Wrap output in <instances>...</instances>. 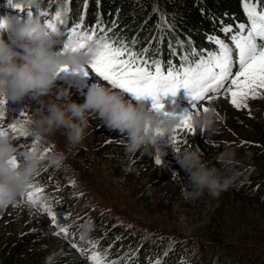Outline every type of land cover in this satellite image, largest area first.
<instances>
[{
  "label": "rangeland",
  "instance_id": "obj_1",
  "mask_svg": "<svg viewBox=\"0 0 264 264\" xmlns=\"http://www.w3.org/2000/svg\"><path fill=\"white\" fill-rule=\"evenodd\" d=\"M3 19L8 22L5 33L11 37L16 29L12 26V20L7 17ZM58 31L59 39L66 42L68 30L59 28ZM9 37L5 36L6 39ZM56 47L60 49L63 45L58 44ZM94 82L110 87L91 72L85 75L84 72L67 68L59 74L50 92L42 97L43 102L31 96H26L22 101L7 100L3 106L4 116L0 118V128L7 130L10 123H22L25 126L30 116L42 110L47 102L56 100V95L61 89L69 90L72 101L83 103L88 87ZM177 94L173 98L161 96L164 110L177 114L184 112L185 109L191 111V98L187 93L178 90ZM125 95L135 103H144L149 107L153 103L151 97L136 99L130 93L125 92ZM247 104L248 107L237 109L231 105L230 97L225 96L223 92L219 98L198 103L197 109L192 111H202L205 107L214 110L216 132L201 133L195 129V132L191 133L186 129L176 130L175 147L180 152L182 145L190 136L199 135L212 143L213 157L225 146H231L236 151L239 171H249L248 166L264 171V161L258 160L255 166L250 165L253 159H249L243 149L236 147L244 146L246 150L250 147L253 154L255 151H261L264 157V90H261L259 97L249 98ZM20 113L25 115L21 116ZM88 120L85 137L75 147L68 144L63 129L55 131L37 143L42 145L41 150L45 158L53 152L64 155L60 167L48 164L45 159L43 164L50 165L57 174L53 176H50V173L43 174V185L34 186L42 189L36 194L39 202H46L40 199L43 196L53 197L55 200L74 199L82 204L74 206L72 212H69V206L66 210L53 208L60 204L66 205L62 201L55 206L49 205L55 211L58 223L62 224L63 219L65 221V215L73 220L82 219L84 215L86 216L85 209H90L89 211L95 215H105L116 223L141 230L147 237L160 235H165L169 239L188 237V241L189 238H193L196 245L192 247L201 257L203 264H219L225 257L239 261L253 257L249 264L264 261V193L257 199L253 196H243L242 202L240 198L213 197L206 191L197 198L185 199L182 192L189 186L179 185L173 188L167 184L159 185L160 178L157 179V175L139 172L129 165L132 154H128L129 160L122 166H113L105 160L99 163L95 156L98 143L117 139L125 134L107 128L95 113H89ZM9 135L12 133L9 132ZM33 140L34 137L29 135L19 136L12 142L17 145L18 150L23 151L31 147ZM155 149L157 154V148ZM179 152L170 144L166 153L159 150L162 164L172 162ZM155 165L158 166L156 163ZM37 179L38 173L33 181L36 182ZM258 180L262 181L264 186V172ZM245 181L239 179L238 182L242 184ZM214 204H222L220 212L226 216L225 223L221 222L220 215L216 213L220 206ZM207 207H211L216 217H211L207 211H203ZM28 208L24 193L16 203L0 210V254L6 249L7 253H13L19 264H44L45 257L54 252L56 264H74L58 247L54 234L58 228L53 224L52 217L42 208L36 207L33 213L29 212ZM78 210L83 212H75ZM249 214L253 218L248 217ZM88 264L92 262L88 260Z\"/></svg>",
  "mask_w": 264,
  "mask_h": 264
},
{
  "label": "trees",
  "instance_id": "obj_2",
  "mask_svg": "<svg viewBox=\"0 0 264 264\" xmlns=\"http://www.w3.org/2000/svg\"><path fill=\"white\" fill-rule=\"evenodd\" d=\"M17 3L19 0H0V18H11L14 21L15 29L27 17L28 11L40 15L44 21L51 18L57 10L61 11L63 18L68 22L59 25L58 29L63 28L64 30H68L72 23H79L81 16L84 18L82 27L85 28L95 26L98 19L103 22L106 28H113L112 21H115L116 27L107 33L108 38H124L129 43L135 38L136 43L131 46L136 51L139 52L141 49L147 48L148 58L162 60L165 62V67L169 60L173 65H177L181 56L188 51L190 46L199 51L213 49L214 43L207 39L209 35L219 36L228 42L226 34L220 30L222 26L236 25L246 21L241 0H87L86 7L85 0H42L38 10L24 6L20 9L14 6ZM262 6H264V0H262ZM44 13L48 15L45 16ZM158 24L159 28H157ZM101 34L98 32V35ZM4 35L10 36L8 33H4ZM10 136L13 140L19 137L14 134ZM126 140V135H123L117 139L103 140L98 143L95 156L99 159V163L101 160H105L113 166L125 165L129 160L128 154L125 152ZM197 147L204 154L206 161L216 163L215 157L211 153L212 143L199 135L190 136L182 145L180 152L186 148ZM236 147L243 149L249 159H253L249 163L250 165L255 166L258 160L264 161L263 152L255 151L253 154L250 147H247V150L244 146ZM156 155L155 147L149 148L147 151L139 150L132 154L129 165L139 172L157 175V179L160 178L159 185L167 184L173 188H177L179 185L189 186L187 173L178 163L179 153L169 164L158 166L155 165ZM248 169L249 171H240L239 179H245V182L242 184L238 182L236 186L222 191L218 198L234 197L240 198L242 202L243 196H253L257 199L264 193L263 182L258 180L264 171H258L250 166ZM174 172L175 174H173ZM45 173H50V176L57 174L50 165L42 164L38 171V179L36 182L32 181V185H43L42 178ZM53 179L55 180V178ZM261 188L262 190H260ZM44 200L46 202L41 203L48 206L58 205L59 201L65 202L66 205L60 204L53 208H65L66 210L69 206V212H72L74 206L82 205L77 200L68 198L55 200L51 197L44 198ZM227 201L231 202V200ZM216 205L220 206L216 213L220 215L221 222L225 223L226 216L220 212L222 204H214V206ZM251 205L253 204L251 203ZM36 209L29 205V212L33 213ZM85 210L86 216L83 214L82 219L73 220L65 215L66 218L65 221L63 219L62 224L67 228V238L63 235H55L58 247L74 264H88L87 256L92 251H100L109 264L112 261H119L120 264H154L156 260H160L161 264H181L182 261L185 264H203L201 257L192 247L196 245L193 238H189L188 241V237L179 239H169L165 235L147 237L141 230L116 223L105 215H95L89 211L90 209ZM79 211L81 210L75 212ZM203 211H207L211 217L214 216L211 207H207ZM250 215L248 217L253 218ZM88 219L93 221L94 228L87 237H84L81 234L80 225ZM90 241L97 242L95 249L92 248ZM74 244L76 247H73ZM6 251L5 249L2 251L3 254H0L1 264H19L14 259L13 253ZM252 259L253 257H250L246 261H239L232 257H225L219 264H249ZM257 263L264 264V261L260 260Z\"/></svg>",
  "mask_w": 264,
  "mask_h": 264
},
{
  "label": "clouds",
  "instance_id": "obj_3",
  "mask_svg": "<svg viewBox=\"0 0 264 264\" xmlns=\"http://www.w3.org/2000/svg\"><path fill=\"white\" fill-rule=\"evenodd\" d=\"M41 2L19 0L17 4L38 10ZM7 23L6 19L0 18V99L5 102L22 101L26 96L43 102L42 97L50 92L65 66L73 71L85 69L100 46L92 39L83 48L57 49L58 44L64 45L59 39V31L50 30L42 17L33 12L27 14L15 34L6 39ZM89 113H95L107 128L126 135L127 154L152 147L166 153L168 137L181 123L178 114L135 103L126 97L125 92L94 82L88 87L83 103L72 101L69 90L61 89L55 101L47 102L42 110L29 117L25 128L39 140L63 129L68 144L75 147L85 137ZM190 122L201 133L216 132L212 108L191 111ZM12 141L10 135L0 133V210L13 205L30 190L45 159L56 167L64 161L62 153L53 152L45 158L40 144L20 151ZM215 161V164L206 161L198 147L179 152L178 163L187 173L189 182V188L182 192L185 199L197 198L205 191L218 196L237 185L241 173L237 168L239 161L235 149L225 146L216 154ZM40 199L43 201L44 198ZM93 228V221L88 219L80 225L81 234L87 237ZM44 264H56V253L46 256Z\"/></svg>",
  "mask_w": 264,
  "mask_h": 264
},
{
  "label": "snow or ice",
  "instance_id": "obj_4",
  "mask_svg": "<svg viewBox=\"0 0 264 264\" xmlns=\"http://www.w3.org/2000/svg\"><path fill=\"white\" fill-rule=\"evenodd\" d=\"M14 6L22 8L19 4ZM86 6L87 0H85ZM241 6L246 21L236 25L227 24L220 29L226 34L229 42L219 36L209 35L207 39L214 43L213 49L199 51L190 46L177 65H173L169 60L165 67V62L162 60L148 58L147 48L136 51L131 46L135 45V38L130 43L124 38H108L107 33L116 27L115 21H112L113 28H106L99 19L95 26L85 28L82 27L83 16L80 17L79 23H72L68 29V39L64 42L63 48L75 50L77 47L83 48L88 40H97L100 46L81 72L85 75L91 72L111 88L130 93L136 99L151 97L153 100L151 107L155 110H164L161 96L168 94L175 96L180 88L187 90V95L191 98L192 110H196L200 102L219 98L222 92L230 97L232 106L237 109L246 108L248 99L259 97L261 90H264V6L262 0H241ZM28 14H31V11H28ZM44 15L48 14L44 13ZM45 22L50 30L57 31L59 25L67 24L68 21L63 18L62 12L57 10ZM159 27L158 24L157 28ZM98 32L102 34L98 35ZM66 69L65 66L62 71ZM5 103L0 99V118L4 116ZM191 111L185 109L178 114L181 116V123L176 130L186 129L191 133L195 132L190 122ZM203 111H208V108L205 107ZM173 114L177 113L173 112ZM20 115L24 116L25 113ZM176 130L168 137V141L172 148L179 152L175 147ZM9 132L20 137L30 135L22 123H10L7 130L0 128V133L9 135ZM39 139L34 137L31 147H34ZM15 159L13 157L14 161ZM155 163L162 164L158 149ZM41 191V188L30 185V190L26 192L28 204L31 208L40 207L46 211L58 228L54 234L67 238V228L57 222L55 211L39 202L36 194ZM90 243L93 249L97 247V242L90 241ZM73 247L76 245L74 244ZM87 258L92 264H109L100 251H92ZM111 264H120V262L112 261ZM154 264H161V261L156 260ZM181 264L185 262L182 261Z\"/></svg>",
  "mask_w": 264,
  "mask_h": 264
}]
</instances>
